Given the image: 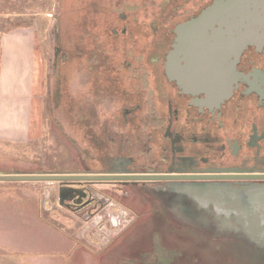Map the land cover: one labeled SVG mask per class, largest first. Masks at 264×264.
Here are the masks:
<instances>
[{
    "label": "flooded vegetation",
    "instance_id": "obj_1",
    "mask_svg": "<svg viewBox=\"0 0 264 264\" xmlns=\"http://www.w3.org/2000/svg\"><path fill=\"white\" fill-rule=\"evenodd\" d=\"M214 1L78 0L68 4L76 16L72 21L57 18L47 78L52 98L73 123L75 145L86 158L75 160L80 166L76 172L60 174L199 177L101 183L139 187L144 192L138 194L142 200L160 204L162 199L186 198L201 212L221 216V230L242 231L254 220L257 226H253L262 230L264 179L241 177L264 176V48L244 52L237 65V82L223 101L206 93L185 92L167 74V56L177 27L197 18ZM170 23L173 27L168 29ZM108 101L118 103L115 119L120 130L126 131V155L114 152L113 124L109 129L98 127L101 121L85 110L86 105L97 110ZM104 115L112 119L114 112ZM51 120L59 123L57 118ZM84 183L96 182L60 183L66 208L81 213L94 203ZM152 190L157 193L151 194ZM199 191H215L216 196L206 197ZM142 200L143 209L156 208V202ZM86 212V219L96 213ZM125 227L122 224L118 232Z\"/></svg>",
    "mask_w": 264,
    "mask_h": 264
},
{
    "label": "rangeland",
    "instance_id": "obj_2",
    "mask_svg": "<svg viewBox=\"0 0 264 264\" xmlns=\"http://www.w3.org/2000/svg\"><path fill=\"white\" fill-rule=\"evenodd\" d=\"M77 1L0 0V37L4 33L22 28L32 30L37 57L33 87L34 116L31 139L28 142L14 143L0 140V175L72 173L80 167L75 160L86 158V155L79 152L75 145L77 138L73 123L65 119L61 108L58 109L52 98L54 96L52 83L47 78L54 57L53 45L57 32V18H68L72 21V18L76 16V11L73 6L70 7L68 4ZM113 1L117 2L118 0ZM172 27L173 23L167 26L168 29ZM153 49L150 48L149 52H153ZM74 76L75 74L71 79L73 93L76 90ZM85 79L88 80V77ZM44 96L46 102H44ZM118 107L117 101H113V104L108 101L101 103V106L98 105L97 110L91 105H86L85 110L90 115L92 113L93 119L101 121L97 122L98 127L109 129L110 124H113L112 135H117L114 152L116 155H126L129 151L128 141L124 140V132L126 131L120 130L115 119ZM110 109L114 112V116L112 119L106 120L104 113L112 112ZM53 118H57L59 123L54 122L53 124L51 120ZM86 169H95V167L86 165ZM82 185L88 193H93L95 201L86 210L78 213L63 205L64 203L60 198V183L0 182V239L9 240L10 243L14 241L17 244H21L23 242L21 240L24 242L31 240L30 242L33 244L37 243L36 240H41L43 234L40 225L31 216L25 214L34 213L46 227L54 228L62 233L65 232V236L73 241L76 246L83 245L85 248H91L98 258H103L104 255L112 253L115 245L111 242H117L118 239L120 240L127 234L126 231L132 229V221L135 219L134 213L137 210H145L141 206L143 203L140 200L137 202L134 198V196L139 198L138 194L144 192L139 187H127L113 183H84ZM156 193L152 190L151 194ZM124 195L127 196L126 199H124ZM10 201L12 202L10 203ZM65 203L68 204L69 202L66 201ZM93 205L96 208H92ZM87 210L96 211V213L94 212L93 217L86 219ZM113 220L120 223L116 224ZM122 224L128 227L124 233H119L118 229H121ZM261 242L263 244L258 242L257 246L264 245V241ZM45 243L48 246L46 249L55 250V245L51 244L48 238H46ZM191 247L189 250L193 253L196 252L197 255H193L189 259H197L201 263L205 261L207 264H253L249 259V251L247 250L243 255L238 256L239 259L232 255H236L234 251L220 247V249ZM24 248H22L23 251L0 249V264H23L22 260L27 261L43 255L52 258L54 255L33 254L26 252ZM161 252L165 255L168 251L162 249ZM172 252L178 255L182 254L180 250H172ZM252 259H256L258 264L264 263V259L258 261L261 259L258 256L252 257Z\"/></svg>",
    "mask_w": 264,
    "mask_h": 264
},
{
    "label": "crops",
    "instance_id": "obj_3",
    "mask_svg": "<svg viewBox=\"0 0 264 264\" xmlns=\"http://www.w3.org/2000/svg\"><path fill=\"white\" fill-rule=\"evenodd\" d=\"M33 38L32 30L24 28L4 33L0 37L2 141L14 143L28 142L31 139L37 61ZM139 200L142 198L139 197ZM142 201L157 203L158 200ZM160 201L161 204L154 205L156 208L137 210L134 213L135 222L132 221V229L126 231L127 234L117 242L112 241L111 243L115 245L114 250L103 258H98L91 248L76 246L65 236V232L46 227L34 213L25 212L40 225L42 239L36 240L35 244L30 242L31 240H27L28 242L21 240L23 242L17 244L14 241L10 243L9 240L0 239V249L23 251L22 248L26 247L25 251L33 254H54L52 258L43 255L27 261L22 260L23 264H207L205 261L201 263L197 259H189L197 255L196 252L189 250L191 246L197 249L213 247L234 251L236 255H232L236 258L247 250L253 264L258 262L252 257L261 258L258 261L264 259V245H261V248L257 246L258 242L263 244L261 241H264V229L254 227L257 226L254 225L257 221L254 220L251 225L246 224L242 231L221 230V216L201 212L202 209L194 208L195 206L193 207L186 198ZM127 227L126 225L119 233H124ZM46 238L55 245V250L46 249L48 247L45 243ZM162 249L168 252L163 255ZM172 250H180L182 254L178 255Z\"/></svg>",
    "mask_w": 264,
    "mask_h": 264
},
{
    "label": "water",
    "instance_id": "obj_4",
    "mask_svg": "<svg viewBox=\"0 0 264 264\" xmlns=\"http://www.w3.org/2000/svg\"><path fill=\"white\" fill-rule=\"evenodd\" d=\"M166 61L167 74L188 93H206L225 100L237 82V65L250 48H264V0H215L191 21L180 25ZM264 179V176L241 178ZM199 177L111 174H15L0 175L2 183L158 181ZM202 178V177H201ZM203 178H216L206 176ZM64 189L63 191H67ZM206 197L215 191H199ZM62 203L65 198L61 196Z\"/></svg>",
    "mask_w": 264,
    "mask_h": 264
}]
</instances>
